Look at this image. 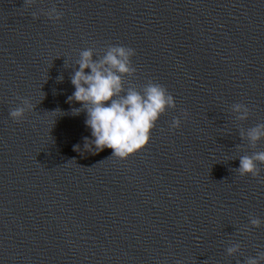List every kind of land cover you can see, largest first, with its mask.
<instances>
[{
	"label": "water",
	"instance_id": "obj_1",
	"mask_svg": "<svg viewBox=\"0 0 264 264\" xmlns=\"http://www.w3.org/2000/svg\"><path fill=\"white\" fill-rule=\"evenodd\" d=\"M113 46L135 51L121 96L174 99L127 160L89 152L68 101ZM260 126L264 0H0V264H264V162L238 170Z\"/></svg>",
	"mask_w": 264,
	"mask_h": 264
},
{
	"label": "clouds",
	"instance_id": "obj_2",
	"mask_svg": "<svg viewBox=\"0 0 264 264\" xmlns=\"http://www.w3.org/2000/svg\"><path fill=\"white\" fill-rule=\"evenodd\" d=\"M134 55V49L124 46L111 47L99 62L92 59L91 50L80 55L79 70L71 78L75 91L68 101L74 100L82 106L73 109L74 115H79L81 110L87 112L85 123L91 130L92 139L85 137V148L93 155L111 149L112 157L127 160L147 147L160 115L167 107H174L173 97L162 85L155 83H150L143 94L129 89L121 96L124 91L122 75L135 71L131 66ZM87 69L90 73H86ZM22 103V107L10 112L14 121H21L26 112L33 109L29 100L22 99ZM179 127V120L174 121L173 128ZM262 129L264 126L251 130L249 138L258 141L264 135ZM74 150L80 151L79 145H75ZM257 161L264 162V152L241 157L240 174L258 175ZM258 223L253 220L254 225ZM237 250L236 247L228 249L229 254ZM248 264H258V261L251 259Z\"/></svg>",
	"mask_w": 264,
	"mask_h": 264
}]
</instances>
